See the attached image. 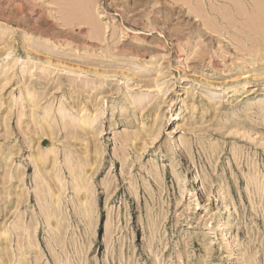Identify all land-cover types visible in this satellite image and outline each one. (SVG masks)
<instances>
[{"label": "rangeland", "instance_id": "obj_1", "mask_svg": "<svg viewBox=\"0 0 264 264\" xmlns=\"http://www.w3.org/2000/svg\"><path fill=\"white\" fill-rule=\"evenodd\" d=\"M0 264H264V0H0Z\"/></svg>", "mask_w": 264, "mask_h": 264}, {"label": "bare ground", "instance_id": "obj_2", "mask_svg": "<svg viewBox=\"0 0 264 264\" xmlns=\"http://www.w3.org/2000/svg\"><path fill=\"white\" fill-rule=\"evenodd\" d=\"M216 94H217V92H215ZM225 93V92H224ZM220 95H222L221 93H220Z\"/></svg>", "mask_w": 264, "mask_h": 264}]
</instances>
